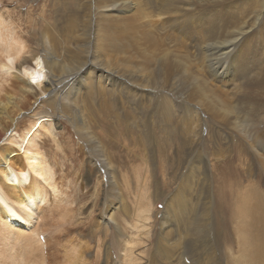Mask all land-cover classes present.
<instances>
[{
	"label": "rangeland",
	"instance_id": "obj_1",
	"mask_svg": "<svg viewBox=\"0 0 264 264\" xmlns=\"http://www.w3.org/2000/svg\"><path fill=\"white\" fill-rule=\"evenodd\" d=\"M200 1L0 0V16L28 44L25 57L35 49V37L47 29L60 27L69 18L81 19L78 30L83 22L92 21L95 30L90 41H98L97 50L103 52L94 60L116 62L122 72L128 67L134 80L144 65L149 79L153 76L163 86L173 113L174 125L163 122L161 102L144 100L135 88L118 81L107 85L108 78L102 77L84 91L81 104L84 110H97L95 120L84 125L98 141L63 117L53 115L51 128L38 127L37 148L45 158L38 167L51 176L49 185L33 170L29 173L45 185V200L38 204L32 226L6 224L14 230L27 229V234L44 235L51 243V264H151V259L156 264H264V87L254 84L264 75V0L254 14L251 0H216L205 5ZM244 9L247 24L234 31L235 35L242 30L237 36L244 34L239 47L230 55H221L227 52L222 51L223 58L218 59V51L207 48L208 44L234 30L236 22L243 20ZM90 11L96 13L93 20ZM155 21L158 27L153 29L161 36L147 65L138 42L141 37L143 41V24ZM172 45L191 55L195 71L207 82L205 91L210 85L218 93H227L235 128L205 108L197 107L199 112L193 113L197 84L177 69L174 78L166 77L168 67L162 57ZM135 82L151 85L141 78ZM240 90L247 92L248 113L242 116L236 108ZM196 113L203 118L204 136H198L201 123ZM24 120L19 136L33 122L29 115ZM15 153L11 157L16 166L28 171L22 152ZM105 162L116 173L114 197L128 206L129 219L122 213V202L117 201L110 212L120 222V235L131 239L128 250L116 247L115 230L103 219L104 205L115 204L112 186L105 187L101 173ZM64 213L67 217L62 219ZM23 247L22 239L2 247L0 264L10 262L9 251L23 256ZM130 249L132 258L127 257ZM192 251L198 255L179 257ZM130 259L134 261L129 263Z\"/></svg>",
	"mask_w": 264,
	"mask_h": 264
},
{
	"label": "bare ground",
	"instance_id": "obj_2",
	"mask_svg": "<svg viewBox=\"0 0 264 264\" xmlns=\"http://www.w3.org/2000/svg\"><path fill=\"white\" fill-rule=\"evenodd\" d=\"M147 1L149 4L153 3V0ZM215 1L216 0H201L200 2L205 5ZM260 6L261 0H251V14H254ZM112 10L113 8L107 11ZM245 12V9L241 12L243 20H238L236 22L233 28L234 30H230L227 36L223 35L219 37L220 39H214L212 41L213 44H208L207 48H212L215 52L218 51V59L222 57L221 55H227V53L230 55L239 47V41L242 40L244 34L241 33L237 36L242 30L235 35L234 31L241 29L242 26L247 24L244 16ZM96 13L99 14V11L97 10ZM96 13L90 11L92 20L93 14L95 17ZM152 13H154L153 10ZM80 22L81 19L78 17L69 18L62 26L51 30L47 29L42 35H37L35 37V49L30 51L29 57H25L28 44L16 31L10 28L5 19L0 16V214L3 215L5 220L4 222L0 215V245H3L0 246V252L2 247L11 246L16 239H22L24 242V247L22 248L24 252L23 256L15 253L12 254L11 251H9L7 259H9L10 262L6 263V261H4V264H51L52 255L50 254L51 252L49 253V250L51 251L52 249H50L51 243L44 235L42 236L37 232L27 234V229L25 230L21 227L14 230L6 224L20 225L21 223L26 226L25 228L32 226V219L36 215L35 211L37 210L38 204L45 200L46 193L43 188L45 185L36 178L32 179L29 173V170H33L32 172L37 173L43 178V182L47 184V186L49 185L51 176L43 172L42 167H38L45 161L36 143V133L39 132V126L47 125L51 128L49 121L52 120L53 115L57 118L63 117L68 120L69 123L71 122L70 124L73 127L86 134L89 139L98 141L94 133L86 129L84 125L86 120L89 122L95 120L96 115L94 114H97V110L93 108L88 109V107L84 110L81 108V104L84 91H86L87 88L91 89L93 84L100 83L102 77L108 78L109 83L107 85H112V80L115 82L118 81L135 88V90L139 91L140 97L144 100L147 98L148 100L150 99V102L156 100V103L161 102L163 107L159 114L163 118V122L174 125L172 122L173 113L170 110V105H168L169 101L164 95L165 90L162 85L159 87L154 82L153 76H150V81L145 72V66H141L143 70L139 67L140 71L136 74V78L139 79L134 80L132 76L129 75V73L133 75V72L130 71L128 67H125V72H122L116 67V62L99 58L94 60L97 54L103 55V52L97 50L98 41H90V35L94 32L95 27H93L92 21H87L83 22L81 30H78ZM143 25L145 27L142 35L143 41L141 37L138 46H141L142 55L145 57V61L148 65L149 62L152 61V56L156 53L158 45L157 40L160 41L161 32H155L153 29L154 27H158L156 21L153 23L145 22ZM79 31H81V33ZM104 40L107 41L106 38H104ZM134 40L137 41L136 38H134ZM225 50H227V52H223L219 55ZM162 58L163 63L165 62L168 67L167 78H174V72L177 69L183 71L190 80H193L197 84L194 87L195 91L193 98V102L197 104H191L193 105V113L196 111L195 109L198 111V108L202 107L205 108L209 114L213 113L217 119L224 121L234 128L236 127V116H234V111L232 110L233 108L227 93L224 91L218 93L219 90L210 85H208V91L204 90L203 85L207 84V82L195 71L191 55L188 52L182 51L176 45H172L171 50H168ZM222 62L217 63V65L220 64L221 66L223 64ZM91 67L94 68V70L90 72L88 70ZM140 78L155 86L150 85L147 87L146 85H142V83L135 82L140 81ZM33 80H36V83H33ZM254 84L263 88L264 75L256 78ZM218 94H225V96ZM246 95L247 92L243 90L239 91V99L236 103V108L241 113V116L248 113L245 102ZM151 96H154V98H151ZM141 101L142 100H140V102ZM141 103V105L145 104V102ZM188 106L189 104H186L184 109H188ZM198 114L200 115V113ZM209 114L207 115L209 116ZM26 115H29L31 119H33V122L30 123L27 132L19 136L18 131L26 124V120L22 121ZM202 121L203 118H201L200 115L199 123H201V125H199L200 132H198V136H201V134L204 136L206 130L203 129L204 126H202ZM31 125L34 127L33 130ZM195 135L196 133L191 136L193 140L196 139ZM15 151L22 152V157L25 159L28 171L22 166H16V162H14L11 157V154L16 155ZM109 165V163L105 162L106 170L104 168V171H101V173L102 176L105 177V182L107 183V185L104 186L108 187L110 184L112 186V198L115 199V204H112L113 201H109V204L104 205L103 219L106 225L111 228L113 227L115 230L113 241L117 244L116 247L122 246L128 250V247L131 245V239L120 235V222H117V219L114 218L113 214H110V212L113 208L112 206H115L118 201L122 202V213L124 217L129 219L130 214L125 200L114 197L118 184L116 173L114 171L112 172L110 168L111 165ZM110 194V191H108L107 197H109ZM141 214L145 215L146 210H142ZM65 217H67V213H64L62 219ZM28 219H30V224ZM125 224L128 225L129 222L125 221ZM36 251H38L39 257ZM72 252L76 255L77 248L72 249ZM170 253H172L175 259L179 260L178 254L174 250H171ZM132 254L133 251L130 249L127 257L132 258ZM184 254H186L188 258H193L198 255V253L192 251V254L183 253L180 254L179 257L188 259ZM172 255L166 254L165 257H171ZM109 256L110 253L108 249L106 251V257L110 259ZM240 257L241 256H238V258ZM133 261L134 260L130 259L129 263ZM150 262L151 264H156V261L153 259H151Z\"/></svg>",
	"mask_w": 264,
	"mask_h": 264
},
{
	"label": "snow or ice",
	"instance_id": "obj_3",
	"mask_svg": "<svg viewBox=\"0 0 264 264\" xmlns=\"http://www.w3.org/2000/svg\"><path fill=\"white\" fill-rule=\"evenodd\" d=\"M32 82H33V83H36V80H33Z\"/></svg>",
	"mask_w": 264,
	"mask_h": 264
}]
</instances>
